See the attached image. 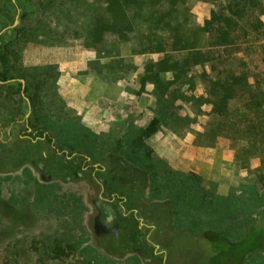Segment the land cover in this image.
Instances as JSON below:
<instances>
[{
  "label": "rangeland",
  "instance_id": "rangeland-1",
  "mask_svg": "<svg viewBox=\"0 0 264 264\" xmlns=\"http://www.w3.org/2000/svg\"><path fill=\"white\" fill-rule=\"evenodd\" d=\"M219 1L177 3L173 23L179 34L189 47L211 52V61L193 67L165 95H156L141 89L146 65L166 56L183 58L188 51L146 53L150 23L141 22L127 42L105 34L94 44L90 32L98 18L107 16L102 0H0V32L9 28L0 46L84 48L92 52L90 67L96 72L88 84L61 82V74L55 84L40 85L31 78L35 107L30 103L26 119L29 104L21 80L11 79L19 72V57L9 55L0 68L10 78L0 80V153L10 149L0 156L5 164L0 169V264H264V184L258 178L264 172V142L251 129L254 120L264 117V103L259 108L250 101L260 86L264 102V41L244 43L232 49L231 57L226 49L211 47L202 28ZM15 28L21 32L18 41ZM232 62L248 73L249 87L231 103L227 116L218 117L211 112L209 84ZM100 97L107 100L102 111L93 105ZM89 115L92 119L86 120ZM39 118L58 127L52 121L77 122L96 136L97 145L89 150L61 146L55 137L53 146L35 144V155L27 149L30 139L21 136L30 123L46 129ZM138 137H144L143 151L133 148ZM110 156L146 178L140 200L153 213H144L142 204L133 215L132 197L114 204L109 180L102 185L92 180L107 176L92 165ZM87 158L91 166L83 169ZM149 167L152 172L145 171ZM168 174L200 181L195 195L180 194L178 200L189 206L176 207L177 214L168 190L164 196L157 190V182L168 184ZM128 187L120 196L129 195ZM193 202L197 206L190 207ZM199 203L210 204L207 213Z\"/></svg>",
  "mask_w": 264,
  "mask_h": 264
},
{
  "label": "trees",
  "instance_id": "trees-1",
  "mask_svg": "<svg viewBox=\"0 0 264 264\" xmlns=\"http://www.w3.org/2000/svg\"><path fill=\"white\" fill-rule=\"evenodd\" d=\"M32 2L34 0H26ZM106 4V17L98 18L90 32V39L94 44L101 42L105 34H113L117 36L120 42H127L131 35L137 31L141 22H148L151 25V31L147 34L148 46L146 53H166L168 50L172 52L188 51V54L183 58H175L174 56H166L157 62H151L146 65L145 74L141 78V89L147 88L156 95H165L173 86L183 81L188 77L189 72L193 67L209 63L211 61V52H202L194 47H189L187 41L179 34L177 26L173 23V11L180 0H102ZM154 12L159 13L158 17L154 16ZM264 15V0H220L216 9L211 12V15L204 21L203 31L210 35V46L215 49H226L225 52L231 57L235 48L251 43L264 41V20L260 17ZM16 41L21 39L20 30L15 28ZM18 33V34H17ZM168 33L171 34L168 39ZM4 36L0 37V43L3 42ZM248 40V41H246ZM28 46V45H27ZM43 46V45H42ZM264 46V45H263ZM27 47H22L20 51L16 49L10 50L7 46H0V68H3L8 62V56L13 55L20 59V69L12 80L25 81V95L29 99L33 107H35V98L29 95L30 81L34 77L36 84L45 85L50 81L59 79L60 73L57 66H38L26 67L23 63V53ZM238 58L233 57L232 61ZM242 64V60L240 65ZM54 76L52 75V72ZM8 71H0V80L8 82ZM170 74V78H165ZM58 78V79H57ZM248 73L241 70L235 62H232L229 68H224L219 72L217 78L209 84V95L212 98V114L218 117H225L229 114L230 105L234 102L242 92L249 87ZM57 84V83H56ZM179 85V84H178ZM258 94L250 96L252 105L263 107V99L260 93V86L256 87ZM60 110L62 103L60 102ZM53 111L56 108H52ZM52 111V114H53ZM49 113V112H48ZM50 114V113H49ZM52 119V117H51ZM61 119V118H60ZM38 121L44 127L52 131L49 133L43 127L33 125L30 127L38 131V136L44 137L45 142L51 146L54 144L55 137L58 139L61 146L80 147L85 150L92 149L97 145L96 138L89 130L79 123L67 121H52L60 124V127L51 122L47 118H39ZM25 129L24 133H27ZM254 132L257 141L264 142V117L254 120V125L251 128ZM153 132L148 133L146 137H150ZM135 149L145 147L144 137H138L132 143ZM145 152V151H144ZM145 156L149 158L148 153ZM146 158L143 156V161ZM143 161L139 163L142 164ZM145 171L152 172V168H146ZM140 172V171H139ZM142 173V172H141ZM259 182L264 184V172L259 175ZM158 192L162 196L168 192V198L173 199L174 213L187 205L184 201H179L181 193L194 194L199 191L200 181L195 178H185L183 175L168 174L167 182H157ZM207 195V192H204ZM161 196V197H162ZM186 198V197H185ZM194 198V197H193ZM196 200V198H194ZM178 200V201H174ZM194 200V201H195ZM197 201V200H196ZM206 201V200H205ZM207 202V201H206ZM190 205V207H195ZM200 204V203H199ZM207 204H200L201 211L209 210ZM178 210H177V208ZM190 214V212L183 211Z\"/></svg>",
  "mask_w": 264,
  "mask_h": 264
},
{
  "label": "flooded vegetation",
  "instance_id": "flooded-vegetation-1",
  "mask_svg": "<svg viewBox=\"0 0 264 264\" xmlns=\"http://www.w3.org/2000/svg\"><path fill=\"white\" fill-rule=\"evenodd\" d=\"M28 124V122H27ZM27 133L22 135V138L25 139H30L31 145L27 147L30 152L33 154L39 153V151L36 150V145L39 144L40 142H44L45 138L38 136V131L34 130L30 126H27ZM10 149L3 150L2 153H0V156L2 157V154H5V157L8 155ZM45 153L41 154L40 159L44 160L45 159ZM60 154V152H59ZM22 153H19L18 156L20 157ZM29 157H24L22 159V162H27ZM89 158L83 162V169H87L91 165L88 164ZM4 163L0 164V169L4 167ZM13 165V164H12ZM11 165V166H12ZM40 166V165H39ZM95 171H100L102 174H106L107 176L101 177V178H96L93 177V181H97L100 185L104 184V181L109 180L108 185H110L109 189L112 191V199L111 201L116 204V200H121L122 203L127 202L129 200V197L133 199L134 208H132L133 215L139 212V207L142 204H145L146 207H144V213L150 215V213L154 212V209L151 208V205H147L144 203L142 200H140V186H142L146 180V178L140 174L135 168L133 167H128L126 166L125 162L122 160H119L118 158H114L113 156L108 157L107 162H99L96 163L95 165H92ZM58 166H55V169H57ZM46 166L44 164L41 165L40 171L41 173L45 172ZM94 175V174H93ZM49 179L52 178V176L49 174L47 176ZM128 187V192L129 195L127 197L120 196V192L125 186ZM119 198V199H117ZM136 200V201H135ZM141 219H139V228H141Z\"/></svg>",
  "mask_w": 264,
  "mask_h": 264
},
{
  "label": "crops",
  "instance_id": "crops-1",
  "mask_svg": "<svg viewBox=\"0 0 264 264\" xmlns=\"http://www.w3.org/2000/svg\"><path fill=\"white\" fill-rule=\"evenodd\" d=\"M92 52H87L84 48H53L49 46H27L23 53V63L26 67H38V66H57L58 72L61 74L60 81L75 80L76 84H88L87 81L94 80L96 78V72L90 67V61L92 60ZM100 61V67L103 66L104 61ZM91 75V76H89ZM92 77V79H91ZM62 95V89H59ZM86 98L87 96L84 95ZM90 97V96H89ZM104 103L107 104V100L102 102V98L93 103V105L99 110L104 109ZM90 114V113H89ZM86 120H91L89 116L85 117Z\"/></svg>",
  "mask_w": 264,
  "mask_h": 264
},
{
  "label": "water",
  "instance_id": "water-1",
  "mask_svg": "<svg viewBox=\"0 0 264 264\" xmlns=\"http://www.w3.org/2000/svg\"><path fill=\"white\" fill-rule=\"evenodd\" d=\"M15 1L16 0H13V2L15 3ZM19 16V15H18ZM18 16H17V19H16V21H15V23H14V25L11 27V28H14L15 26H17V24H18ZM9 28H5V29H3L1 32H0V37L2 36V34L6 31V30H8ZM21 83H22V96L25 98V100L28 102V104H29V113L27 114V116H26V119L29 117V115H30V112H31V108H30V101H29V99L26 97V95H25V92H24V89H25V81L24 80H21L20 81ZM0 83H1V81H0ZM10 133V132H9Z\"/></svg>",
  "mask_w": 264,
  "mask_h": 264
}]
</instances>
